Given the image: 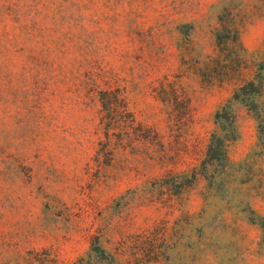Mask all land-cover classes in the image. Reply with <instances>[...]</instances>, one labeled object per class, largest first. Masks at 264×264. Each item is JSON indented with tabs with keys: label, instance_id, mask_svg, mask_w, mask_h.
<instances>
[{
	"label": "rangeland",
	"instance_id": "374dc122",
	"mask_svg": "<svg viewBox=\"0 0 264 264\" xmlns=\"http://www.w3.org/2000/svg\"><path fill=\"white\" fill-rule=\"evenodd\" d=\"M229 10L241 48L215 42ZM254 77L264 102V0H0V264H75L91 244L104 264H264L255 116L237 105L219 178L201 165ZM106 88L127 108L108 133Z\"/></svg>",
	"mask_w": 264,
	"mask_h": 264
},
{
	"label": "trees",
	"instance_id": "16d2710c",
	"mask_svg": "<svg viewBox=\"0 0 264 264\" xmlns=\"http://www.w3.org/2000/svg\"><path fill=\"white\" fill-rule=\"evenodd\" d=\"M230 14L231 10L225 12V15L219 14L218 26L214 30L215 42L217 45L232 49L241 48L237 24ZM262 95L263 80L261 77H254L237 86L231 97L215 111L214 130L208 138L201 162L202 171L205 176L207 175L209 181L212 182L222 175L228 162L229 145L237 139V105L245 107L255 116L258 131L260 134H264ZM98 98L102 106L103 123L106 126V133H108L115 129L118 124V116L127 109L123 103L125 95L119 88H106L98 92ZM112 150H116V148H112ZM251 221L259 224L264 241V217L256 215L251 217ZM93 253L100 256V260L92 262L91 259H86V256H91ZM86 256L79 258L75 264H104L108 258L113 259V256H109L107 250L99 244L95 246L91 244Z\"/></svg>",
	"mask_w": 264,
	"mask_h": 264
}]
</instances>
